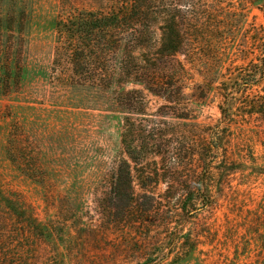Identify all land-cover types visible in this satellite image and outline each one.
<instances>
[{
	"label": "rangeland",
	"instance_id": "374dc122",
	"mask_svg": "<svg viewBox=\"0 0 264 264\" xmlns=\"http://www.w3.org/2000/svg\"><path fill=\"white\" fill-rule=\"evenodd\" d=\"M14 1L34 24L106 9L97 0ZM193 2L191 15L204 13L194 25L222 28L192 31L176 53L178 102L128 84L142 90L144 113L110 111L35 77L0 97V189L22 208L0 200V264H264V108L259 86L234 89L259 53L251 35L264 30V0ZM25 33L22 59L54 66L53 35ZM127 143L148 151L131 159ZM121 171L130 186L118 190ZM127 189L133 202L123 210Z\"/></svg>",
	"mask_w": 264,
	"mask_h": 264
},
{
	"label": "trees",
	"instance_id": "16d2710c",
	"mask_svg": "<svg viewBox=\"0 0 264 264\" xmlns=\"http://www.w3.org/2000/svg\"><path fill=\"white\" fill-rule=\"evenodd\" d=\"M7 1L0 7V97L15 95L16 88L35 77L61 86L68 91L67 97L73 103L80 100V104L86 105L94 101L110 111L144 113L142 90L126 89L128 84L142 85L153 94L178 102L182 96L179 83L184 68L176 53L181 51L192 31L221 34L222 28L203 21L194 25L193 20H202L204 13L191 15L189 9L194 6L193 0H97L104 3L106 9H67L63 17L44 16L36 24L24 3L15 5L14 0ZM252 1L260 5L263 0ZM67 6L70 5L66 4L64 9ZM31 26H39L53 35L54 66L49 69L32 68L22 59L23 38ZM251 37L254 42L257 40L259 53L241 67L234 89L242 93L254 85L259 86L261 92L256 96L264 108L263 27L261 32L255 28ZM259 111L264 112V109ZM128 128L125 124L124 132ZM219 138V133L213 131L212 140L216 143ZM126 146L131 159L148 151L147 145L127 143ZM214 147L212 158L219 148ZM117 177L118 190L123 186L129 188L128 172H118ZM123 192L125 210L131 206L133 195L131 189ZM119 198L122 200L121 196ZM0 200L5 207L15 208L17 212L22 209L5 196L2 189Z\"/></svg>",
	"mask_w": 264,
	"mask_h": 264
}]
</instances>
